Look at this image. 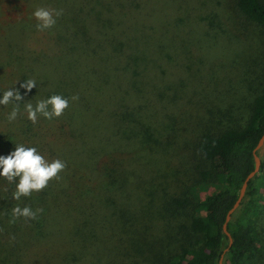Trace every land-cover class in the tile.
I'll use <instances>...</instances> for the list:
<instances>
[{
	"label": "trees",
	"instance_id": "obj_1",
	"mask_svg": "<svg viewBox=\"0 0 264 264\" xmlns=\"http://www.w3.org/2000/svg\"><path fill=\"white\" fill-rule=\"evenodd\" d=\"M208 1L220 15L204 18V27L192 20L186 0H180L183 16L176 15V24L160 32L152 24L139 27L131 19L135 26L123 28L119 45L104 54L114 62L105 70L106 76L97 75L96 65L86 72L69 67L73 76L63 91L43 88L46 80L35 68L42 60L32 59L39 50L27 45L31 52L24 55L17 46L11 48L16 50L15 58L3 59L0 65V91L18 89L23 100L12 122L7 116L13 104L0 105V155L24 144L36 147L49 161H65L67 167L59 181L19 201L12 198L15 182L0 177V264H218L221 256L222 264H255L264 242L260 150V169L248 181L245 196L227 224L230 245L223 224L244 178L254 168L253 149L264 132V0H225L223 7L219 0ZM131 8L126 11H136ZM142 12L144 8L136 14ZM131 28L135 31L128 38ZM191 28L198 40L182 42L177 52L174 35L182 40L181 34ZM52 30L41 35L47 40L56 35ZM233 38L248 41L247 50L251 46L255 52L244 60L234 82L212 72L204 84L217 86L218 82L222 87L214 93L190 85L193 72H198V57L203 55L207 63L212 57L209 50L217 43L220 51L227 46L229 50ZM81 39L84 47L87 40ZM134 41L151 47L166 70L130 65ZM57 45L66 63H77V57L70 59L71 53L84 56L83 49L72 52L60 38ZM118 56L126 57L122 67L115 63ZM167 67L186 86L164 74ZM119 73L127 77L120 87ZM27 79L37 83L31 91L21 87ZM163 82L165 88L158 84ZM110 84L116 93L111 96L113 106L105 112L101 99ZM53 94L79 99L70 100L59 118L40 116L35 124L28 120L24 105L35 106ZM91 104L97 111L92 114L94 126L87 114ZM152 106L165 120L159 135L154 133L156 126L148 124ZM208 180L215 186L205 196L203 208L199 193ZM17 205L42 208L43 213L35 220L5 222Z\"/></svg>",
	"mask_w": 264,
	"mask_h": 264
},
{
	"label": "rangeland",
	"instance_id": "obj_2",
	"mask_svg": "<svg viewBox=\"0 0 264 264\" xmlns=\"http://www.w3.org/2000/svg\"><path fill=\"white\" fill-rule=\"evenodd\" d=\"M219 1L222 7L225 6V0ZM168 3H170L169 0H0V65H4L5 60L3 59L8 58V60H11L15 58V53L13 51L21 50L20 52L24 55L27 51L31 52L27 48L28 45L30 47L32 46L33 49L36 48L39 51L44 50V52H48L46 56H42V53L38 51L32 56V59L37 57L42 60L35 68L38 67L39 71L42 72L40 74L38 73L39 77L46 80V83L42 85L43 88L48 87L57 89V91H63L65 88L69 87L71 83L66 80H69V78L73 76V72L69 70V67L72 66L75 70L86 72L89 67L96 65L100 68L97 75L106 76L105 70L113 66L114 62L111 59H106L104 54L109 53L111 49L119 45V34L123 28L135 26V24L139 27L144 24H152L156 28V32H160L168 25L173 27L176 24L174 18L176 15L183 16L184 10L180 6V0H173V3ZM186 4H188V11L190 12V17L193 18L192 20L196 23L198 22V24L203 27L205 26V24L202 23L204 18H214L220 15L216 5L212 6L208 0H186ZM50 5H56L54 9H60V6L61 9H63V14L57 18L56 24L53 27L52 31L56 33V35H51L47 37L46 40L45 35H41V31L36 29L35 25L37 24V20L32 14L38 7L46 8ZM139 5H141L142 8L137 10ZM131 6L136 7V11L129 13L126 10L132 9ZM143 8L146 13L142 12L141 14H136ZM123 13L126 14L124 18ZM117 16L121 17L119 21L116 19ZM194 16H196L197 19ZM131 19L135 24L129 22ZM186 24L191 23L186 22ZM89 25H93L92 30L88 28ZM228 28L232 31L230 26H228ZM82 29H85V31H81ZM134 31V28L127 31L128 38L133 35ZM42 32L44 33V31ZM196 33L197 32L192 28L185 29L181 34L182 40H179L178 35H174L176 37L174 43L177 44L175 46L179 48L176 51L180 52L182 50V42L186 44L190 41H197ZM81 36H85L87 40L84 47H82L81 44ZM59 38L61 42L63 41L66 44V48L72 50V52H74L75 49L84 50V56L81 58H79L78 54L73 53V56L71 53V60L74 61V57L78 58L76 64L71 65V63H66L62 59V53H60L57 45V39L59 40ZM247 42L248 41H240V39L233 38L231 39L229 50L227 46L226 48L221 47V51L218 47L219 43H217V45L215 44L216 46L213 47L214 50H209L212 57L208 58L207 63L203 59V55L198 57V72H193V76H191L189 80L190 85L206 93H214V91L222 87L221 85V87L219 86L218 82H216L217 86H205L204 84V80L207 78L206 76H208L207 74L212 72H217L221 77H227L233 83L244 60H249L255 54L251 46H249L247 50ZM13 47H15L16 50L12 51L11 48ZM131 48L133 50L131 56L134 61L131 62L130 65L137 68L149 64L154 68L156 66L158 70H166V65L162 62L160 63L161 60L153 55V49L151 47L149 49L140 44L136 45L134 41L131 44ZM237 53L243 56H237ZM60 59H62L63 62H60ZM176 59L179 60V57H176ZM8 60L7 62H9ZM50 61L51 64L48 65ZM126 61L125 56H118L115 63L119 67H122ZM164 74L172 76L179 86H186L185 80L169 67H167V71ZM125 81H127L126 75L119 73V78L116 81L119 87L124 85L126 83ZM158 84H160L161 88L166 87V83L164 82ZM223 84L224 83H222V85ZM3 92V90L0 91V98H2ZM115 93L116 90L113 89V84L108 85L104 89V98L101 99V102L106 108L105 112L109 106H113L114 101L111 96L115 95ZM87 109H89L87 114L92 118L90 123L94 126L95 123L92 114L97 112L96 107L91 104ZM105 114L106 113L102 114V117H105ZM149 119L152 123L149 121L148 124L150 126H156V131H154L155 135L161 134L163 131V125L161 123L165 122V120L154 106L150 109ZM90 123H88V125H90ZM144 127H147V125ZM259 150L260 156L264 158V144ZM214 186L215 185L208 180L207 184L200 191L199 195L202 200L203 208H205L206 204L205 196L214 189ZM249 198H251V195L247 196L246 200ZM11 219L12 212L9 213L8 218H4V221L9 223ZM255 264H264V242L260 245V251L256 256Z\"/></svg>",
	"mask_w": 264,
	"mask_h": 264
},
{
	"label": "clouds",
	"instance_id": "obj_3",
	"mask_svg": "<svg viewBox=\"0 0 264 264\" xmlns=\"http://www.w3.org/2000/svg\"><path fill=\"white\" fill-rule=\"evenodd\" d=\"M63 14V9H47L38 7L33 12V17L37 20L36 29L45 31L51 29L56 24V19ZM34 79H27L22 88L31 91L36 87ZM78 95L71 98L60 94H53L46 99L37 101L35 106L26 103L24 109L27 119L35 124L40 116L52 120L61 117L69 107L70 100H78ZM23 100L18 89L8 88L0 98V105L7 106L13 104L12 111L8 114L9 122L15 121L20 113L19 102ZM67 163L59 158L49 161L36 147L17 144L14 151L8 155H0V177L5 178L9 183L15 182L16 190L12 194L14 200L19 201L22 197H30L33 192L43 191L53 180L59 181L61 173L66 169ZM43 213L42 208L33 210L30 206L21 208L16 206L12 209V219L9 223H15L18 219L35 220L39 214Z\"/></svg>",
	"mask_w": 264,
	"mask_h": 264
},
{
	"label": "water",
	"instance_id": "obj_4",
	"mask_svg": "<svg viewBox=\"0 0 264 264\" xmlns=\"http://www.w3.org/2000/svg\"><path fill=\"white\" fill-rule=\"evenodd\" d=\"M264 144V132L263 134L261 135L257 145L255 146V148L253 149V157H254V168L253 170H251L247 175L246 177L244 178L243 182H242V185H241V188L239 190V193H238V196L235 200V202L233 203V205L231 206V208L228 210L227 214H226V218H225V222L223 224V231L224 233L226 234V236L228 237V240H229V245L231 244L232 242V239L230 237V233L228 232L227 230V224L228 222L230 221L231 219V215L233 214V212L239 207L240 205V202L242 200V198L244 197V194L246 192V189H247V184H248V181L250 179H252L255 174L259 171L260 169V165H261V158L260 156L257 154V151L261 148V146ZM226 251V249H225ZM223 262V257L221 256V258L219 259L218 261V264H222Z\"/></svg>",
	"mask_w": 264,
	"mask_h": 264
}]
</instances>
